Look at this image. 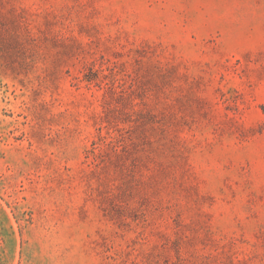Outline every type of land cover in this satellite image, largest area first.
<instances>
[{"label":"rangeland","instance_id":"rangeland-1","mask_svg":"<svg viewBox=\"0 0 264 264\" xmlns=\"http://www.w3.org/2000/svg\"><path fill=\"white\" fill-rule=\"evenodd\" d=\"M0 264H264V0H0Z\"/></svg>","mask_w":264,"mask_h":264}]
</instances>
